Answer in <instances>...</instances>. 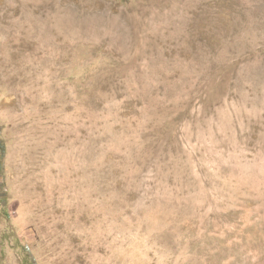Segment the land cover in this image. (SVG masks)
I'll return each instance as SVG.
<instances>
[{"label": "rangeland", "instance_id": "rangeland-1", "mask_svg": "<svg viewBox=\"0 0 264 264\" xmlns=\"http://www.w3.org/2000/svg\"><path fill=\"white\" fill-rule=\"evenodd\" d=\"M0 264H264V0H0Z\"/></svg>", "mask_w": 264, "mask_h": 264}, {"label": "bare ground", "instance_id": "bare-ground-1", "mask_svg": "<svg viewBox=\"0 0 264 264\" xmlns=\"http://www.w3.org/2000/svg\"><path fill=\"white\" fill-rule=\"evenodd\" d=\"M256 10L258 11L259 9H256ZM250 11H251V13L253 12L252 10H250ZM250 11H249V12H250ZM257 11H256V12H257ZM254 12H255V11H254ZM258 12H259V11H258ZM260 14H261V12H260ZM262 14H263V13H262ZM249 15H250V14H249ZM249 15L247 14V16H249ZM251 15H252V14H251ZM254 15H255V14H254ZM257 15H258V14H257ZM259 16H260V15H259ZM249 19H251V18H249ZM35 20H36V19H35ZM68 20H69V19H68ZM250 21H251V20H249V22H250ZM39 26H40V25H39ZM65 26H66V21L63 22V23L60 21L59 24H58V27H56V28H62V29H64ZM31 28H33V27H31ZM26 30H27V29H26ZM28 30L30 31V28H29ZM28 30H27V32H28ZM32 30H33V29H32ZM64 30H65V29H64ZM34 31H36V30H34ZM33 33H34V32H33ZM28 34H29V33H28ZM28 34H27V35H28ZM31 34H32V33H31ZM31 34H30V35H31ZM25 35H26V34H25ZM30 35H29V36H30ZM34 35H35V33H34ZM48 35H50V34H48ZM26 37H27V36H26ZM41 37H42V36H41Z\"/></svg>", "mask_w": 264, "mask_h": 264}]
</instances>
